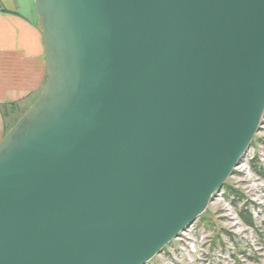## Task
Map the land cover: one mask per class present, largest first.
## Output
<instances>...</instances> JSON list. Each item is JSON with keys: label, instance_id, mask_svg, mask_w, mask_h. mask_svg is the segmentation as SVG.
I'll return each mask as SVG.
<instances>
[{"label": "water", "instance_id": "water-1", "mask_svg": "<svg viewBox=\"0 0 264 264\" xmlns=\"http://www.w3.org/2000/svg\"><path fill=\"white\" fill-rule=\"evenodd\" d=\"M46 83L0 142V264H147L264 116V0H34Z\"/></svg>", "mask_w": 264, "mask_h": 264}, {"label": "rangeland", "instance_id": "rangeland-1", "mask_svg": "<svg viewBox=\"0 0 264 264\" xmlns=\"http://www.w3.org/2000/svg\"><path fill=\"white\" fill-rule=\"evenodd\" d=\"M18 115L14 113L13 117ZM263 130L252 144L248 157L251 169L245 161L244 167L235 170L221 193L194 222V230L175 239L147 264H264V178L254 171L251 160V156H259L264 165L260 158L264 151ZM227 184L244 193L245 200L236 206L230 202L233 195L228 198ZM247 203L255 220L254 228L244 224L239 216V209Z\"/></svg>", "mask_w": 264, "mask_h": 264}, {"label": "crops", "instance_id": "crops-1", "mask_svg": "<svg viewBox=\"0 0 264 264\" xmlns=\"http://www.w3.org/2000/svg\"><path fill=\"white\" fill-rule=\"evenodd\" d=\"M45 56L34 0H0V142L15 118L4 109L17 104L21 114L44 88Z\"/></svg>", "mask_w": 264, "mask_h": 264}, {"label": "trees", "instance_id": "trees-1", "mask_svg": "<svg viewBox=\"0 0 264 264\" xmlns=\"http://www.w3.org/2000/svg\"><path fill=\"white\" fill-rule=\"evenodd\" d=\"M46 80H45V83H46ZM37 97L38 96H36L33 99L32 103L37 99ZM18 107H19V105L13 104V105L10 106V110L5 108L4 109V117H8L11 112H13V114L17 113L18 112ZM27 109H28V107L25 108L24 112H22L20 115L16 116L13 119V121L11 120L10 125H7V127H6V133L17 122V120L21 117V115L26 112ZM257 161H258V159H257V157H255V159L252 161V167H253L254 171L260 177L264 178V167L261 166L260 164H258ZM225 192L228 195V198H229L230 195H233V198H232V200H230V202H232L235 206L238 205L241 201H244L245 198H246L244 193H242L241 191L236 189L234 186H231L229 184L226 185ZM248 206H249V204L247 203L242 208L239 209V216H240L241 220L244 222V224H246L248 227L254 228L255 227V220H254L253 214L250 212ZM229 235L232 236V234H230V233H229Z\"/></svg>", "mask_w": 264, "mask_h": 264}, {"label": "built area", "instance_id": "built-area-1", "mask_svg": "<svg viewBox=\"0 0 264 264\" xmlns=\"http://www.w3.org/2000/svg\"><path fill=\"white\" fill-rule=\"evenodd\" d=\"M262 129H264V116H263V119H262V122H261V125H260V131L262 130ZM264 131V130H263ZM261 141H262V143H263V145H264V138H261ZM264 148V147H263ZM251 150H252V146H251V148L248 150V152H247V155H246V157H245V159L241 162V164L236 168V170L237 169H240V168H242V167H244L245 166V161H248V157H250V155H251ZM261 160H263L264 161V151H263V153H262V155H261ZM251 160H254V156H251ZM258 161H259V156H258ZM259 164L262 166L263 165V163H261L260 161H259ZM246 167L247 168H249V169H251V167H250V163H249V161H248V164L246 165ZM263 167H264V165H263ZM221 193V191L216 195V197L219 195ZM215 197V198H216ZM214 198V199H215ZM194 226H193V224L190 226V227H188L185 231H183L182 233H181V235L179 236V238L180 237H182V236H188L189 234V232L191 233L194 229ZM178 239V238H177Z\"/></svg>", "mask_w": 264, "mask_h": 264}]
</instances>
